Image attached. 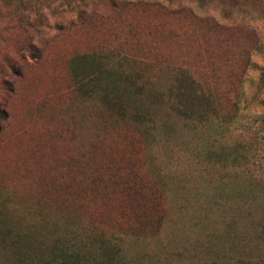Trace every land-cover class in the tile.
Listing matches in <instances>:
<instances>
[{"label":"rangeland","instance_id":"1","mask_svg":"<svg viewBox=\"0 0 264 264\" xmlns=\"http://www.w3.org/2000/svg\"><path fill=\"white\" fill-rule=\"evenodd\" d=\"M235 1L0 0V264H264V11ZM177 69L208 110L171 108Z\"/></svg>","mask_w":264,"mask_h":264},{"label":"trees","instance_id":"2","mask_svg":"<svg viewBox=\"0 0 264 264\" xmlns=\"http://www.w3.org/2000/svg\"><path fill=\"white\" fill-rule=\"evenodd\" d=\"M258 6L264 11V0H257ZM232 6H237L238 1L233 0ZM75 83L77 84L78 72L73 70ZM166 99L172 105L171 108H178L183 103H190L193 105L194 101L209 109L211 100L209 95L204 91V88L196 83L192 77L182 69H177L174 72L173 79L167 90L165 91ZM249 224L255 230V236L258 241H261L264 245V205L261 210L254 214L253 212L248 213ZM8 237L5 235V238ZM15 248H21V244L17 239L11 242ZM69 254L67 250H63L58 254L60 258V264H67L69 261ZM264 256V255H263ZM264 261V259H263ZM264 263V262H263ZM51 264V262H46ZM70 264H79L76 260H72Z\"/></svg>","mask_w":264,"mask_h":264},{"label":"bare ground","instance_id":"3","mask_svg":"<svg viewBox=\"0 0 264 264\" xmlns=\"http://www.w3.org/2000/svg\"><path fill=\"white\" fill-rule=\"evenodd\" d=\"M96 146V145H95ZM101 146V145H100ZM102 147V146H101ZM101 147H99V148H101ZM102 149V148H101ZM95 153V152H94ZM94 160V159H93ZM73 163V162H72ZM77 165V164H76Z\"/></svg>","mask_w":264,"mask_h":264}]
</instances>
